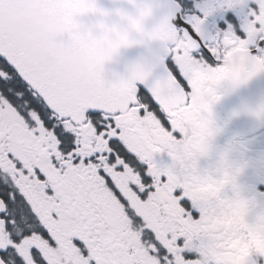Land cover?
Returning a JSON list of instances; mask_svg holds the SVG:
<instances>
[{"label":"snow or ice","instance_id":"obj_1","mask_svg":"<svg viewBox=\"0 0 264 264\" xmlns=\"http://www.w3.org/2000/svg\"><path fill=\"white\" fill-rule=\"evenodd\" d=\"M128 2L134 14L114 20L75 0L54 31L60 0H0V264H264V248L226 243L225 213L237 237L264 236L227 154L216 174L199 167L219 86L264 72V0L211 24L224 0H172L151 28L153 5ZM98 37L110 38L99 55L70 50ZM150 41L153 60L106 76L121 49Z\"/></svg>","mask_w":264,"mask_h":264},{"label":"flooded vegetation","instance_id":"obj_2","mask_svg":"<svg viewBox=\"0 0 264 264\" xmlns=\"http://www.w3.org/2000/svg\"><path fill=\"white\" fill-rule=\"evenodd\" d=\"M250 3L251 0H224L223 9L209 17L207 23H215L221 16L229 12L232 13L229 14L232 16L236 13H243L248 9ZM226 88L227 81L218 88L221 99L212 106V121L214 127L219 130L211 139L208 154L200 159L199 167L201 171H210L216 174V170L221 166V156L226 153L230 178L238 184L240 196L248 201L249 218L255 220L257 216L264 213V129L257 133H240L235 129L223 109L222 98ZM234 141H243L245 146L240 147L234 144ZM157 159L164 165L173 163L167 153L159 155ZM241 167L245 169L244 175L236 176V170ZM226 194L234 195L230 186L226 189ZM220 223L226 229H232V236L226 241L229 248L237 245H244L248 248H264V236L249 234L244 239L237 237L238 221L234 215L225 213V217Z\"/></svg>","mask_w":264,"mask_h":264},{"label":"water","instance_id":"obj_3","mask_svg":"<svg viewBox=\"0 0 264 264\" xmlns=\"http://www.w3.org/2000/svg\"><path fill=\"white\" fill-rule=\"evenodd\" d=\"M75 0H60L61 15H54L49 22V28L54 31L63 29L67 14L70 12ZM153 5L154 15L148 21L151 28L159 23L172 8V0H144ZM99 5L112 13L111 19H118L115 15L117 10H124L129 14H134L135 9L129 4L128 0H98ZM88 23H95L97 17L89 15L84 18ZM110 44V38L98 37L91 43L86 39L75 41L70 50H75L77 55L81 53L87 56L99 55ZM159 41H150L134 44L131 47L123 48L113 61L106 64V76L126 75L131 65L153 60L161 50ZM159 76L157 70L154 73ZM223 105L227 114L231 117L234 126L239 131L256 132L264 128V118L256 115L264 108V72L258 73L251 80L239 86H233L227 81V90L223 96Z\"/></svg>","mask_w":264,"mask_h":264},{"label":"clouds","instance_id":"obj_4","mask_svg":"<svg viewBox=\"0 0 264 264\" xmlns=\"http://www.w3.org/2000/svg\"><path fill=\"white\" fill-rule=\"evenodd\" d=\"M233 143L236 145H239L240 147L245 146V142H243V141H234ZM244 173H245V169L241 167V168H238L236 170L235 175L236 176H242V175H244Z\"/></svg>","mask_w":264,"mask_h":264}]
</instances>
